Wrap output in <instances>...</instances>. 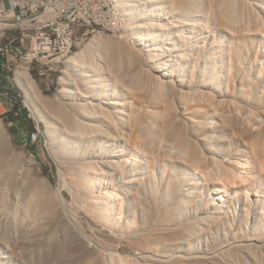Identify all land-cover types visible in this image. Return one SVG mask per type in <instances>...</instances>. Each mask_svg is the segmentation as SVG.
I'll return each mask as SVG.
<instances>
[{
  "label": "rangeland",
  "instance_id": "374dc122",
  "mask_svg": "<svg viewBox=\"0 0 264 264\" xmlns=\"http://www.w3.org/2000/svg\"><path fill=\"white\" fill-rule=\"evenodd\" d=\"M209 1L193 0L192 11L176 12L174 21L186 36V23L195 24L200 73L212 80L208 89L205 78L197 80L171 104L193 152L173 139L149 156L126 149L128 174H100L86 194L51 127L50 108L61 104L65 88L64 60L97 38L139 46L123 44L144 21L142 11L129 17L120 10L109 17L111 26L96 27L72 51L35 66L34 90L18 76L21 69L2 71L0 128L8 137L0 132V264H264V0L237 1L233 16L242 29L234 34L213 17ZM163 5L155 2L159 10ZM105 55L97 61L103 66ZM122 63L126 72L135 66L126 54ZM159 94L151 99L163 105ZM22 109L30 121L19 125L14 118ZM142 183L140 195L150 202L144 213L132 196ZM107 194L113 216L96 203Z\"/></svg>",
  "mask_w": 264,
  "mask_h": 264
},
{
  "label": "bare ground",
  "instance_id": "6f19581e",
  "mask_svg": "<svg viewBox=\"0 0 264 264\" xmlns=\"http://www.w3.org/2000/svg\"><path fill=\"white\" fill-rule=\"evenodd\" d=\"M102 1L105 2L106 18L115 17V14L120 15V10L129 17H134L142 11L140 14L144 21L135 29L132 28V33L126 38L127 41L124 40V46L131 44L132 47L133 44H139L137 47L129 49L130 47L127 48L126 45L123 49L122 45L120 47L115 43L106 45L102 38H97L80 52L73 53L64 60L67 70L64 78L60 80L65 84V88L60 93L61 104L56 103L53 106L50 104L52 106L50 109L55 112L50 116L54 123L51 127L56 128L58 132L56 130L55 132L59 133L57 140L61 146L58 148L57 145V148L63 160L77 165L75 167L77 170L71 168L75 171L73 176L78 190L84 194L94 189L93 183L100 174L114 176L116 179L128 174L129 160L124 158L126 149H136L141 155L149 156L163 140L173 139L177 140L185 152L192 153L189 141L184 138V124L171 111L173 109L171 104L176 98L185 99L186 92L197 83V80L205 78L204 87L207 89L210 83L208 81H212L208 75L206 77L200 73L199 52L194 50L200 45L197 44L195 47L198 39L191 33L195 24L186 23V30L189 32L186 36L185 28L181 29L179 22L174 23L176 12L188 11L193 0H163L161 11L155 6V2L159 0ZM237 1H209L210 7H213L210 9L213 17L221 21L227 27V32L232 34L242 29L241 26L235 25L236 19L233 16L238 8ZM166 2L170 4L167 8ZM141 3L144 7L140 6ZM95 30L96 27H89L82 37L71 41L70 48L57 51L50 61L72 51L90 31ZM7 38L8 31H0V40ZM128 41H131L130 44L126 43ZM102 50L106 54L104 56L106 66L97 62L98 59L102 60ZM125 54L129 61L135 62L131 71L125 69L127 72L124 71L122 63ZM40 57H44V49H32V58ZM35 66L36 64L31 61L7 62V69L23 70L21 73L17 72L18 76L22 74L27 76L24 85L33 87L38 86L30 77V71ZM211 68L214 69V66ZM157 92L160 96L164 93L163 105L166 106L151 99L158 94ZM28 101L30 106L35 107L32 99L29 98ZM184 117L195 122L192 127L198 125L193 117L187 115ZM0 130L5 133L4 129ZM5 135L8 137L6 133ZM137 136H140L139 141H136ZM96 173L99 174L98 177H95ZM8 180L10 181V178ZM141 192L146 193V186L143 183L132 196L137 207L144 213L150 202L140 195ZM106 202H111L108 194L103 197L97 195V206L107 208V214L113 216ZM97 206L95 205V208ZM102 216L106 218V215Z\"/></svg>",
  "mask_w": 264,
  "mask_h": 264
},
{
  "label": "built area",
  "instance_id": "2783aa9c",
  "mask_svg": "<svg viewBox=\"0 0 264 264\" xmlns=\"http://www.w3.org/2000/svg\"><path fill=\"white\" fill-rule=\"evenodd\" d=\"M111 24L102 0H0V31H8L0 40V77L9 61L47 64L89 27ZM32 49H44V57L32 58Z\"/></svg>",
  "mask_w": 264,
  "mask_h": 264
},
{
  "label": "trees",
  "instance_id": "16d2710c",
  "mask_svg": "<svg viewBox=\"0 0 264 264\" xmlns=\"http://www.w3.org/2000/svg\"><path fill=\"white\" fill-rule=\"evenodd\" d=\"M19 106H15L14 109H18ZM23 113V116H19L14 118L15 122L19 125H23L25 123V121H30L29 118H27V111L26 109H22L21 110Z\"/></svg>",
  "mask_w": 264,
  "mask_h": 264
}]
</instances>
